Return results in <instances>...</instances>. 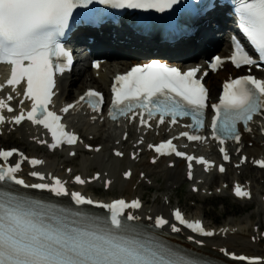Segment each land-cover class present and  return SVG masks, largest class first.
Returning <instances> with one entry per match:
<instances>
[{
  "label": "snow or ice",
  "instance_id": "obj_1",
  "mask_svg": "<svg viewBox=\"0 0 264 264\" xmlns=\"http://www.w3.org/2000/svg\"><path fill=\"white\" fill-rule=\"evenodd\" d=\"M99 2L116 8H154L162 12L177 4L178 0ZM90 3L92 0H0V63L11 65L10 76L5 84H0V90L11 86L15 92L16 86L21 82L26 84L23 95L31 101V110L26 114L21 110L19 115L12 117V122L19 125L27 119L34 124L43 125L52 134L53 142L48 145L52 149L64 142L75 144L78 140L74 133L64 131L65 126L60 123L61 116L48 108L52 96L55 95V71H63L62 68L58 69L54 58L63 57L70 62V53L57 42V37L63 35L68 27L73 10ZM240 12L241 30L259 54V59L264 61V0H240ZM229 59L237 68L242 65L259 66L257 60L244 50L239 41L236 42L235 51ZM216 61L217 63L211 65L213 69L221 63V58L217 57ZM198 71L199 68L194 67L182 72L178 68L153 61L133 67L124 75H117L112 86L114 96L109 116L116 119L118 115L128 116L131 113L133 118L138 116L141 125L148 127H151L148 121L157 116L158 125L164 124L166 118H170L169 123L175 124L178 117L190 116L192 124L186 127H203L204 110L209 106L208 89L201 83L202 78L196 77ZM12 99L11 93L6 99L0 98V110L14 111L9 103ZM85 100L96 109L103 102V96L100 92L89 89L80 97V101ZM23 103L22 99L20 104ZM74 107L73 104H67L61 111L67 113ZM211 108L215 112L211 122L213 138L221 144L226 138L238 142L240 134L237 131V123L243 121L245 129L250 131L248 123L253 120L254 115L264 112V79L251 74L229 79L223 85L218 103L212 104ZM137 109L140 111L137 112ZM4 120L5 117L0 112V123ZM180 136L187 137L190 141L204 139L186 131L181 132ZM173 139L176 137L149 147H154L161 155L174 152L177 156L186 157L189 162L196 159L185 152L177 151ZM220 152L223 153L225 161L230 159L224 147L220 148ZM14 153L21 159L16 160L14 164L0 163V182L11 181L26 188L47 189L56 195L68 194L64 182L55 177L54 183L26 184L16 175L21 169V163L28 160L36 166L42 161L29 159L15 148L0 149V160L8 162ZM115 154L123 156L119 151ZM245 160L246 158H241V163ZM197 162L206 168L211 166V162L203 157H199ZM254 163L264 167V159ZM219 170L224 172V166L221 165ZM30 175L43 179L38 171H32ZM124 176L130 177L131 170L126 171ZM98 177L99 174L92 179ZM74 179L80 184L86 182L79 175ZM235 192L238 196L250 195L241 191L239 186H236ZM71 196L77 205L97 203L108 209L111 214L110 225L100 228L92 223L69 221L37 210L36 202L28 198L0 190V264H195L193 261L174 259L164 248L128 235L135 233L137 229L133 225L125 224L121 217L125 209L139 208V200L127 202L117 199L103 204L86 198L79 192H73ZM174 215L180 224L193 231L205 236L213 235V232L205 231L199 220L189 222L179 210H176ZM136 219L138 218L131 213L127 215L129 221ZM167 223L163 217H157L155 220L157 227ZM172 230L179 229L173 225ZM237 259L250 258L240 256Z\"/></svg>",
  "mask_w": 264,
  "mask_h": 264
},
{
  "label": "bare ground",
  "instance_id": "obj_2",
  "mask_svg": "<svg viewBox=\"0 0 264 264\" xmlns=\"http://www.w3.org/2000/svg\"><path fill=\"white\" fill-rule=\"evenodd\" d=\"M132 62H134V61L133 60H126V59L118 60L117 64H115L111 70H115V69L120 70V69L123 68V66H127L128 64H130ZM224 74H225V72L224 73L218 72L216 74L213 73V74L208 76L207 79H208V83H209V85L211 87L212 93H214L215 88L217 86H218V88L220 87L221 82L223 81V78L226 75V74L225 75ZM105 80H106V78L96 79L90 74L89 82H86V80H84V79L80 80V83H79V85H77L75 87V90L80 88V87H84V86H87V85L91 86L93 84H97L99 86H102L103 83L105 82ZM78 91L79 90H77L75 92V94H78L79 93ZM68 96H69L68 94H66L65 96L63 95L62 99L66 98ZM128 127H129V131H132V127L131 126H128ZM262 127L257 129L256 131H254L255 135L252 138L254 145L253 146H248V144L245 143L246 145L244 146V149L242 150V152H246L248 155H251V154L258 155L259 153H261V151L264 150V145L261 143V141L264 140V135L262 134V132H260V129ZM27 129H28L27 126L25 127L24 125H22L20 127V131H19L21 133V136L24 138L23 140L26 142L24 148L25 149L28 148V149L34 151V150H36V148L34 147L33 142H31L29 140V137L34 135V133L33 132L32 133H28ZM87 133H90V132H87ZM120 135H121V133L118 134V138L120 137ZM112 136H114V131H112L111 129L107 128L105 130L104 137L106 139H108V141H109V139ZM5 139H7V135L0 137V142L4 143ZM113 139H116V138H113ZM123 144L127 145L128 142H124ZM146 153L147 152L144 150V154H146ZM62 158H64V160L68 159L69 162L72 160V159H69L67 157H62ZM54 160H55V158H54ZM113 160L116 161V162L118 161L120 169L122 167L126 166L128 164V162H130L129 160H127V156L122 157V158L116 157V158H113ZM166 162H167L166 160L162 159L156 164H152V163L150 164L149 159L145 158L144 155H142L141 158H140V162H137V163L131 162V163H133V170L135 171V173L133 175H131V177L128 180L122 179L121 178V173H120L118 175V177H117L116 182L115 181L112 182V184L110 186V189L112 190V188H114V187L118 189V187H120V190H122V189L126 190V192L128 193V197L130 195H133V194L137 195L139 193H136V191L133 190L132 187H131L133 184L136 183L135 182V178L133 179L134 175H139L140 174V169H143L147 173L146 177H149L152 173H154V171H155L153 169L154 167L162 166V165H165L164 166L165 175L175 172L174 177L177 178V180H179L181 178V175L182 176L184 175V163H183V161H177L176 165L173 168L168 167ZM93 163H96V162L94 161ZM60 164H61V162H60ZM79 165H81V164L79 163ZM243 166H244V168H247V167L252 166V165L247 164V165H243ZM249 168H251V167H249ZM50 169H57V167H56V165L51 164L50 167L48 168V170H50ZM259 171L264 176V168L260 169ZM62 172H63V170H62ZM136 177H139V176H136ZM96 183L97 182L95 181V183H93L92 185H89L87 187V190L89 192H93L94 188L97 185ZM140 192H143V191H140ZM118 194H122V193H118ZM166 194H167V192H166ZM115 196H118V195H115ZM109 197H114V196H110L109 195ZM168 197L171 198V194H169ZM260 203L262 205H264L262 200H261ZM171 206L172 205H170L169 203H164L163 205L154 203L153 204V209H152L150 214L158 213L160 211L161 212L169 211ZM147 207L151 208V206H149V205ZM147 210L148 209H146V211ZM233 225H235V224H232L230 229H224L223 231H216V233L219 234V235H215V236H213V238H211L212 241H215V242H212L211 244L228 246L230 250L234 249L238 253L246 252V253L252 254L254 256L255 255H259V254L264 256V246L261 245V243H258L257 237H256V235H254L253 229L251 231L249 229H247V228H243L242 229L240 227L232 229ZM243 227H244V225H243ZM224 235H227V237H222ZM207 241H210V240H207ZM211 244L207 245L205 248H207L209 250V252L211 251L212 253L216 254L218 257L220 256L222 258L223 256L219 255L218 249H214ZM234 263H236V262H234ZM237 264H239V263H237Z\"/></svg>",
  "mask_w": 264,
  "mask_h": 264
},
{
  "label": "rangeland",
  "instance_id": "obj_3",
  "mask_svg": "<svg viewBox=\"0 0 264 264\" xmlns=\"http://www.w3.org/2000/svg\"><path fill=\"white\" fill-rule=\"evenodd\" d=\"M78 84V83H76ZM81 89V88H80ZM79 89V90H80ZM15 142L19 141V135H16ZM8 144L7 142L4 143ZM74 159L72 160V162ZM256 171H251L252 174H255ZM256 176V175H255ZM167 177L164 176V180L162 188L165 187L167 190L173 192V199L180 200V202L187 207L189 210L188 213L192 216H205L207 217V222L211 223L212 225L220 227V225H224L228 222H233L238 226L243 228L247 226H252L254 221H259L264 223V209L261 210V216L258 215V201H252V203L245 204L243 202L237 203L229 197L228 194H225L222 197H209L206 201L201 198L197 206H192L195 200L193 196L190 195V191H188V187L185 189L181 188L179 190H172L168 189L167 184L168 180ZM172 181V180H171ZM259 182V183H258ZM262 179L258 178L257 184L255 185L256 190L264 192V185L262 186ZM140 191L143 193H147L145 187H141ZM157 191H152L150 196H147L146 199H149V202H153L154 198L157 196ZM259 199V197H258ZM151 200V201H150ZM260 200V199H259ZM150 203V204H151ZM245 220V221H244ZM239 221V222H238ZM246 222V223H245ZM241 224V225H240ZM252 224V225H251ZM264 244V242H263Z\"/></svg>",
  "mask_w": 264,
  "mask_h": 264
}]
</instances>
